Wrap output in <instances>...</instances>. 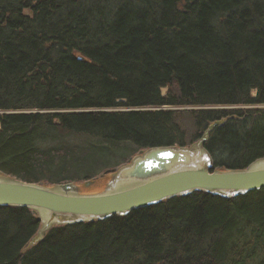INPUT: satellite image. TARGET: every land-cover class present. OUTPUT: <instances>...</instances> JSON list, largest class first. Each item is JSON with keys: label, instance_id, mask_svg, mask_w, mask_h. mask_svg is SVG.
I'll return each mask as SVG.
<instances>
[{"label": "trees", "instance_id": "1", "mask_svg": "<svg viewBox=\"0 0 264 264\" xmlns=\"http://www.w3.org/2000/svg\"><path fill=\"white\" fill-rule=\"evenodd\" d=\"M206 131L214 169L264 157V0H0V174L84 182ZM40 223L0 206V264H264V188L54 225L26 248Z\"/></svg>", "mask_w": 264, "mask_h": 264}, {"label": "water", "instance_id": "2", "mask_svg": "<svg viewBox=\"0 0 264 264\" xmlns=\"http://www.w3.org/2000/svg\"><path fill=\"white\" fill-rule=\"evenodd\" d=\"M207 138L208 131L187 146L140 149L114 173L100 174L77 185L66 182L49 186L0 174V206L26 207L38 215V241L54 225L125 215L194 191L232 198L264 188V157L243 169H214L203 145Z\"/></svg>", "mask_w": 264, "mask_h": 264}, {"label": "rangeland", "instance_id": "3", "mask_svg": "<svg viewBox=\"0 0 264 264\" xmlns=\"http://www.w3.org/2000/svg\"><path fill=\"white\" fill-rule=\"evenodd\" d=\"M162 92L164 93L165 92V89H163L162 90ZM167 108H172V107H167ZM183 109H190V107H184ZM180 120H181V123H182V125L184 126V128H185V130H186V133H187V135L190 137V136H193V122H192V118L191 117H189L188 115H186V114H183L181 117H180ZM125 163V162H124ZM124 163H121L118 167H116V169L117 168H119L120 166H122V165H124ZM74 184H78V183H74ZM38 235H41L40 234V230L38 231V233H37ZM37 235V236H38ZM35 242V240L33 239V240H31L30 242H29V245L26 247V248H29L30 247V245H32V243H34Z\"/></svg>", "mask_w": 264, "mask_h": 264}]
</instances>
